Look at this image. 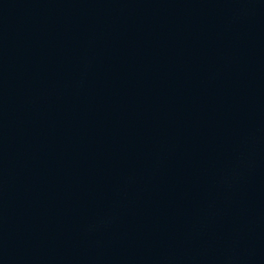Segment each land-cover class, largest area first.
<instances>
[{"label":"water","instance_id":"95a60500","mask_svg":"<svg viewBox=\"0 0 264 264\" xmlns=\"http://www.w3.org/2000/svg\"><path fill=\"white\" fill-rule=\"evenodd\" d=\"M54 0H0V242L38 57Z\"/></svg>","mask_w":264,"mask_h":264}]
</instances>
